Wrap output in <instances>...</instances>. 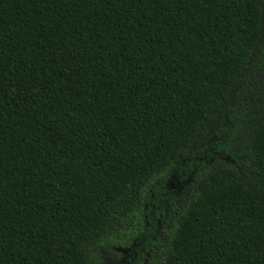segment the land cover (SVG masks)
<instances>
[{"label":"trees","instance_id":"trees-1","mask_svg":"<svg viewBox=\"0 0 264 264\" xmlns=\"http://www.w3.org/2000/svg\"><path fill=\"white\" fill-rule=\"evenodd\" d=\"M107 256L264 264V0H0V264Z\"/></svg>","mask_w":264,"mask_h":264},{"label":"rangeland","instance_id":"rangeland-1","mask_svg":"<svg viewBox=\"0 0 264 264\" xmlns=\"http://www.w3.org/2000/svg\"><path fill=\"white\" fill-rule=\"evenodd\" d=\"M103 264H117V261L114 256H107L103 260Z\"/></svg>","mask_w":264,"mask_h":264},{"label":"water","instance_id":"water-1","mask_svg":"<svg viewBox=\"0 0 264 264\" xmlns=\"http://www.w3.org/2000/svg\"><path fill=\"white\" fill-rule=\"evenodd\" d=\"M119 252H122V249H118Z\"/></svg>","mask_w":264,"mask_h":264},{"label":"flooded vegetation","instance_id":"flooded-vegetation-1","mask_svg":"<svg viewBox=\"0 0 264 264\" xmlns=\"http://www.w3.org/2000/svg\"><path fill=\"white\" fill-rule=\"evenodd\" d=\"M116 251H117L118 253H121V252L118 251V249H116Z\"/></svg>","mask_w":264,"mask_h":264}]
</instances>
